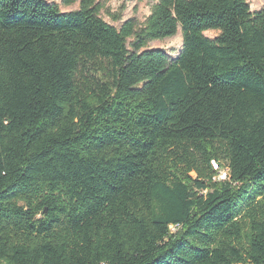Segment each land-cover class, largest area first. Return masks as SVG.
Listing matches in <instances>:
<instances>
[{
	"label": "trees",
	"instance_id": "16d2710c",
	"mask_svg": "<svg viewBox=\"0 0 264 264\" xmlns=\"http://www.w3.org/2000/svg\"><path fill=\"white\" fill-rule=\"evenodd\" d=\"M136 1L0 0V264H264V9Z\"/></svg>",
	"mask_w": 264,
	"mask_h": 264
},
{
	"label": "rangeland",
	"instance_id": "374dc122",
	"mask_svg": "<svg viewBox=\"0 0 264 264\" xmlns=\"http://www.w3.org/2000/svg\"><path fill=\"white\" fill-rule=\"evenodd\" d=\"M48 2L55 3L61 12H70L78 9V3L65 6L62 4V0H47ZM98 3L103 5V9L100 12V17L108 24L117 28L128 19L134 18L139 24H142L146 17L150 13V9L154 2H138L136 0H97ZM250 6L251 12L264 9V0H247ZM120 13V20L114 21L111 18V14ZM204 35L209 38H213L217 35L216 31H206ZM182 46L180 29L177 35L171 38H165L163 40L152 41L148 44L149 49H162L166 51L170 56L175 57ZM225 177V171H220L219 179Z\"/></svg>",
	"mask_w": 264,
	"mask_h": 264
}]
</instances>
